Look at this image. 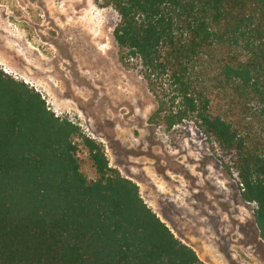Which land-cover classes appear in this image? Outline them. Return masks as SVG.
I'll return each instance as SVG.
<instances>
[{
    "label": "trees",
    "instance_id": "16d2710c",
    "mask_svg": "<svg viewBox=\"0 0 264 264\" xmlns=\"http://www.w3.org/2000/svg\"><path fill=\"white\" fill-rule=\"evenodd\" d=\"M94 1L118 17L119 60L139 67L150 120L192 123L216 146L264 244V0ZM0 264L205 263L99 144L0 70Z\"/></svg>",
    "mask_w": 264,
    "mask_h": 264
},
{
    "label": "rangeland",
    "instance_id": "374dc122",
    "mask_svg": "<svg viewBox=\"0 0 264 264\" xmlns=\"http://www.w3.org/2000/svg\"><path fill=\"white\" fill-rule=\"evenodd\" d=\"M117 21L94 0H0V70L99 144L201 262L264 264L253 205L216 146L192 123L166 131L150 120L155 100L139 67L119 60Z\"/></svg>",
    "mask_w": 264,
    "mask_h": 264
},
{
    "label": "bare ground",
    "instance_id": "6f19581e",
    "mask_svg": "<svg viewBox=\"0 0 264 264\" xmlns=\"http://www.w3.org/2000/svg\"><path fill=\"white\" fill-rule=\"evenodd\" d=\"M82 12V11H81ZM84 14V13H83ZM83 23V22H82ZM90 24V23H89ZM79 25H81L80 23H79ZM83 25V24H82ZM80 29V28H79Z\"/></svg>",
    "mask_w": 264,
    "mask_h": 264
}]
</instances>
